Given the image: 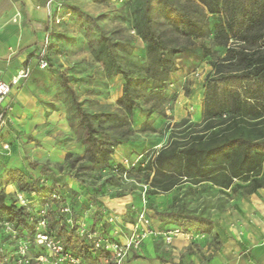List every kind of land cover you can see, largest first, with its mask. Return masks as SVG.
<instances>
[{
  "label": "trees",
  "instance_id": "trees-1",
  "mask_svg": "<svg viewBox=\"0 0 264 264\" xmlns=\"http://www.w3.org/2000/svg\"><path fill=\"white\" fill-rule=\"evenodd\" d=\"M128 2L123 0L118 6H128ZM127 17L131 31L144 44L145 56L134 58L129 40H112L104 34L92 52L93 60L107 80L117 76L123 80L122 95L116 102L117 112L92 116L64 83L79 117L78 124L85 133L79 140L83 145L82 155L67 152L64 162L58 166L65 167L69 178L87 191L89 203L83 213L99 206L101 192L110 185L111 179L119 183L125 174L142 167L152 173L150 179L148 174L146 176L150 186L147 196L170 191L182 181H205L223 189L231 188L234 180L252 178L256 183L264 163V0H142L129 7ZM162 28L187 39H205L225 47L222 57L212 56L206 45L201 47L202 58H207L212 68L204 84L205 142L202 135L191 143L182 144L170 137L167 145L150 159L145 157L146 150L137 154L141 161L126 170L122 165L110 163L114 150L131 140L126 134L131 132L128 126L136 111L151 102L147 110L151 114L165 101L164 93L177 72L176 59L186 51V48L169 44L159 30ZM49 67L48 62L47 70ZM69 125L72 127L71 123ZM36 163L41 181L38 178L25 180L20 171H10L7 181L15 184L19 192L33 195L34 203L38 198L40 202L35 204L46 205L43 217L46 232L60 241L65 252L79 258L82 264H96L97 257L105 254L91 250L90 242L76 233L83 213H77L66 201L67 190L49 192L43 181L50 178L52 187H56L57 174L48 163ZM73 168L74 173L70 174ZM104 175L108 177L95 186L94 179ZM38 205L32 209L17 206L14 201L7 205L0 187V246L12 252L17 245L11 247L6 242L11 236L4 233L2 224L7 222L16 232L17 241L28 243V256L34 264H38L37 257L48 256L46 249L34 243ZM65 206L70 208L69 214L61 213ZM153 210L163 224L188 227L201 233L209 232L212 226L209 218L202 215L154 207ZM84 222L91 231H100L105 236V231ZM0 264L14 262L3 263L0 257Z\"/></svg>",
  "mask_w": 264,
  "mask_h": 264
},
{
  "label": "rangeland",
  "instance_id": "rangeland-1",
  "mask_svg": "<svg viewBox=\"0 0 264 264\" xmlns=\"http://www.w3.org/2000/svg\"><path fill=\"white\" fill-rule=\"evenodd\" d=\"M59 1L62 3L60 15H65V18L60 24L50 29L47 43H43L37 50V52L42 50L44 46L45 56L50 67L48 70H40L35 63L30 68L29 76L23 80L31 85L33 88L31 93L37 96L39 101L45 102L48 109L52 110L58 107L59 111L65 113L68 131L67 134L57 136L58 146L63 148L65 145L76 143L83 150V145L79 140H82L85 132L78 124L79 117L75 113L67 87L73 90L76 100L92 116L117 112L116 102L122 95L123 80L120 76L107 80L103 70L93 60L92 52L96 48L101 34H104L112 40H129L132 44L131 51L134 58L145 56L143 42L131 31L127 21L129 7L140 4L142 0H128V6L124 7L115 5L110 0ZM87 17L93 18L95 21L90 22ZM159 30L169 44L186 48V51L176 59L177 72L172 76V83L179 85V95L185 100H188L191 95L195 97L197 90L205 84V62H208V59L202 58L201 47L208 46V41L187 39L164 28ZM64 83L67 87L64 86ZM177 95L175 94V99ZM173 101L165 98L158 110L151 114L147 112L152 105L151 102L144 105L142 110L135 112L128 126L131 132L126 136L131 139L129 143H134L137 146V152H131L125 160L134 159L144 150H146L145 157L150 159L156 151L167 145L170 137L176 143L182 144L191 143L196 136L202 135V140L205 142V123L197 124L189 119L178 123L173 121ZM189 112L191 111L189 110ZM70 123L72 127L69 125ZM9 125L6 123V126L0 129L1 188L10 171H20L25 176V180L40 179L39 165L36 163L38 161L33 158L29 139L21 134L17 125ZM6 145L8 148L4 149ZM123 162L124 160L114 166L122 165L126 168ZM50 167L57 174L55 179L57 185L52 187L50 178L43 181V184L48 186L49 192L61 193L67 190L66 196L71 205L77 213H83L89 203V198L86 196L87 191L81 188V192H71L65 184V180L70 177L66 174L67 169L65 167L60 169L58 165H50ZM74 168L69 171L70 174L74 173ZM144 168L125 174L119 183L111 179L110 185L101 192L99 206H93L91 210L102 207V199L105 197L110 199L129 198L134 211L143 212L145 217L148 210L154 214V207L167 211L183 210L193 215L210 218L213 213L228 204L231 196L249 189L244 185L243 180H234L229 189L219 188L205 181L200 183L182 181L170 191L147 196L146 193L150 190V186L146 176L148 174V179H150L152 173H148ZM106 177L108 175L95 178L94 185L97 186ZM257 177L263 181L264 173L260 172ZM137 200H140V205ZM35 201L40 202L38 198H35ZM148 229L150 230L149 226ZM9 235L11 237L6 242L13 247L18 241L15 235Z\"/></svg>",
  "mask_w": 264,
  "mask_h": 264
},
{
  "label": "crops",
  "instance_id": "crops-1",
  "mask_svg": "<svg viewBox=\"0 0 264 264\" xmlns=\"http://www.w3.org/2000/svg\"><path fill=\"white\" fill-rule=\"evenodd\" d=\"M46 1L0 0V80L9 83L20 69L26 66L31 68L35 64V54L51 29ZM55 7L54 4L53 11ZM208 48L212 56L224 55V46L208 43ZM211 71V66L205 62V78ZM32 89L25 80H20L11 88L10 95L0 109L5 106L11 108L7 112V123L17 125L21 134L29 139L33 158L52 166L62 164L67 152L82 155V147L76 143L63 148L58 146L57 136L67 134L68 131L65 113L59 111L58 107L48 109L45 102L39 101L31 93ZM175 94H178L176 99ZM179 94L177 83L170 84L165 91L167 100L175 99L172 102L173 121L178 123L189 119L193 123H203L204 86L197 90L195 97L191 95L188 100ZM134 151L137 152L134 143L120 145L114 150L110 163L119 164ZM7 179L2 188L5 202L10 205L18 189ZM256 179V183L252 178L244 181L249 189L231 196L224 208L211 215L209 220L212 226L207 233L163 224L148 210L146 217L150 220V230L157 234L147 235L137 250L129 252L125 264H264V180ZM65 184L71 192L82 191L71 178H67ZM65 199L69 202L67 196ZM130 201L129 198L105 197L102 199V207L83 213L79 222L86 220L91 226L105 231L109 240L124 242L139 214L134 211ZM111 215L116 217L115 224L107 222ZM175 228L183 233L172 237L171 243L167 245L161 233ZM96 264L111 263L105 255H100Z\"/></svg>",
  "mask_w": 264,
  "mask_h": 264
},
{
  "label": "built area",
  "instance_id": "built-area-1",
  "mask_svg": "<svg viewBox=\"0 0 264 264\" xmlns=\"http://www.w3.org/2000/svg\"><path fill=\"white\" fill-rule=\"evenodd\" d=\"M122 1L123 0H112V3L115 5H120ZM54 4L56 5L55 11H53ZM45 7L48 11L49 27L52 28L64 20L65 15H60L62 3L59 0H47ZM47 41L48 35L44 44H46ZM45 53V48L43 46L42 50L35 54V63L37 68L40 70H46L48 68V62ZM29 73L30 67L26 66L20 69L9 83L0 80V107L4 104L5 100L9 96L11 88L18 84L20 80L26 79L29 76ZM10 110L11 108L6 106L3 109H0V129L6 126L8 121L7 112ZM7 148V145L4 146V149ZM140 161L141 156H137L130 161L124 160L123 164L126 166V170H130ZM52 198L55 199L56 195L53 194ZM32 199L33 195L28 196L27 194L18 191L15 193L14 202L17 206L25 207L26 209H32V207L38 205L35 204ZM36 210L39 219L35 225L34 243L37 246L46 249L48 256H39L35 259V262L38 264H82L79 258L73 257L71 254L64 251L58 239L46 232V222L43 219L46 213V205H38V209ZM61 213L69 214L70 208L66 206L63 207L61 209ZM67 222L69 224L72 223L70 219H68ZM107 222L109 224H115L116 217L114 215L109 216ZM148 226L149 220L144 216L143 212H140L137 216L135 224L132 225L129 235L124 242L112 241L105 237L100 231H91L84 221L78 222L76 226V233L80 238L90 242L91 250L104 253L109 263L125 264L126 258L131 250H137L147 235L157 234L156 232L149 230ZM2 227L5 233L16 235V232L13 230L12 226L7 222H4ZM182 233L183 232L180 229L175 228L165 233H161V235L164 237L166 243L170 244L172 237L181 235ZM0 257L3 263L13 261L14 264H34L33 260L28 256V243L24 241H18L15 250L12 252L7 250L4 245H1Z\"/></svg>",
  "mask_w": 264,
  "mask_h": 264
}]
</instances>
